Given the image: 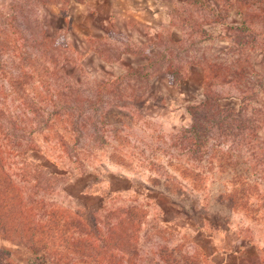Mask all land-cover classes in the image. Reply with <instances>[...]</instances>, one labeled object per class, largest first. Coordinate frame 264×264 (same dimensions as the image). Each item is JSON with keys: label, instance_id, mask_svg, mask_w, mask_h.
I'll list each match as a JSON object with an SVG mask.
<instances>
[{"label": "rangeland", "instance_id": "1", "mask_svg": "<svg viewBox=\"0 0 264 264\" xmlns=\"http://www.w3.org/2000/svg\"><path fill=\"white\" fill-rule=\"evenodd\" d=\"M41 1L47 0H0V124L17 137L34 138L51 161H59L54 167L61 177L48 190L31 189L24 181L33 196L80 215L90 210L101 220L109 208L140 205L147 214L136 236L139 250L123 264H163L157 253L161 244L178 246L201 264H249L241 259L246 240H252L250 253L261 263L264 204L259 211L234 209L229 196L249 176L254 185L248 186V206L262 204L264 169L258 160L263 152L231 149L229 141L214 136L198 160L180 150L178 133L190 122L187 104L203 98V79L210 72L224 105L237 107L240 91H259L251 104L263 109L254 118L264 117V0H250L254 5H244L243 14L212 0ZM219 10L225 18L216 17ZM160 52L165 57L159 60ZM150 57L154 64L141 68L150 80L116 85L114 94L88 110L95 120L87 130L58 118L51 127L36 128L28 101L46 115L50 93L55 97L57 84L69 81L64 70L87 91ZM170 60L188 75L180 87L168 78ZM223 68L239 77H221ZM258 137L264 141V128ZM58 138L69 140L68 147ZM70 151L78 154L76 161ZM0 247L2 264H26L24 250L11 239L0 238ZM63 252L57 250L58 257L45 264L95 262Z\"/></svg>", "mask_w": 264, "mask_h": 264}, {"label": "trees", "instance_id": "2", "mask_svg": "<svg viewBox=\"0 0 264 264\" xmlns=\"http://www.w3.org/2000/svg\"><path fill=\"white\" fill-rule=\"evenodd\" d=\"M55 1L60 2V0ZM71 1L74 0H62L61 2L69 3ZM75 1L82 2L83 0ZM193 1L202 2L204 0ZM212 1H223L241 14L244 12L242 8L244 5L247 7L254 5L250 0ZM48 2L50 0L41 1V4L46 5ZM260 9L263 10L261 6ZM216 15L217 18H225L227 13L223 15L219 10ZM245 27L251 28L250 25ZM235 28L240 29L241 26ZM41 35L45 39L49 37V34H45V30ZM45 48L49 47L45 45ZM164 57L165 55L161 52L160 55H157L159 60ZM153 64L150 57L147 64L141 67H132L107 80H98L87 91L84 90L79 79L70 80L69 71L64 70V75L69 77V81L66 85L57 84L55 97L53 93H50L48 99L52 103V109L48 110L46 115L41 110V106L35 105L33 101H28L29 107L34 110L36 128L44 127L41 123L51 127L58 118V120L67 121L75 130H87L88 125L93 124L95 120L94 113L88 110L101 104L105 94H114V88L120 83L128 84L132 80H150L149 71L141 70V68H148ZM227 73L233 79L239 77L240 74L236 70H224L223 72L219 71L218 75L221 74V77H224ZM167 74L171 85L175 87H180L188 76L182 66L176 65L172 60L168 63ZM213 78L212 72L205 75L203 98L197 103H188L186 106L190 122L179 130L178 146L180 150L199 160L208 152L210 139L217 136L223 141H229L231 149H236L239 146L247 149H261L263 154L260 155L258 162L262 164L263 170L264 141L259 139L258 131L264 128V117L254 118V114L263 109L261 105L254 107L251 104V101L258 97L259 91H240L241 99L237 107L224 105L221 101L223 94L213 88L215 85ZM12 117L10 125L12 128H16L18 120L14 118L15 116ZM4 130L0 124V238L11 239L14 244L21 247L27 256L26 264L48 263L47 259L58 257L60 253L57 254V250L64 251L63 254L66 252L82 255L95 261L92 264H123L122 261L125 257L132 259L137 254L139 247H137L136 236L143 226L147 214L145 209L137 204L116 206L109 208L101 220L90 210L87 215H80L62 206L45 204V199L33 196L28 183H24V181L32 183L31 189L37 187V189L48 190L47 187L51 185L52 181L61 177L56 173L57 170L54 167L59 165V161L53 158L51 161L41 148H37L33 142L34 138H20L12 131ZM78 139L79 135L75 136L74 141L77 142ZM57 141L60 143L59 145L68 147L69 140L58 138ZM252 154L255 155L256 152H252ZM68 156L75 161L78 159V154L71 153V151ZM46 159L52 162L50 163L51 167ZM260 177L264 179V176ZM251 184L253 183L249 182V176H245L238 185L241 187H237L239 191L230 194L229 203L234 209L246 208L251 212L259 211L262 208L264 200L258 207L248 206L250 194L248 186ZM262 196L264 197V195ZM251 208L252 210H250ZM45 216H47L46 219H44ZM241 242L245 246V255L241 256L242 262L264 264V252L260 256L261 263L255 261L257 256L254 252L250 253L254 246L252 240ZM4 250L3 247H0V264H2ZM7 252L8 255H11L9 250ZM157 253L160 259L158 263L201 264L194 254L185 252L178 246L169 247L167 244H161ZM130 264L137 263L134 261Z\"/></svg>", "mask_w": 264, "mask_h": 264}, {"label": "crops", "instance_id": "3", "mask_svg": "<svg viewBox=\"0 0 264 264\" xmlns=\"http://www.w3.org/2000/svg\"><path fill=\"white\" fill-rule=\"evenodd\" d=\"M84 1V0H83Z\"/></svg>", "mask_w": 264, "mask_h": 264}]
</instances>
